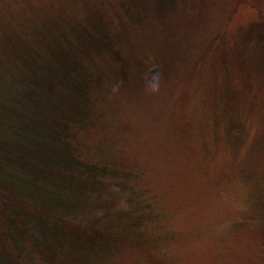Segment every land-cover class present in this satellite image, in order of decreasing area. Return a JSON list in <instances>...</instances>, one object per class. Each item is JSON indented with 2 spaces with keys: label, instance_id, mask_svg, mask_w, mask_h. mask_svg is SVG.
Instances as JSON below:
<instances>
[{
  "label": "rangeland",
  "instance_id": "1",
  "mask_svg": "<svg viewBox=\"0 0 264 264\" xmlns=\"http://www.w3.org/2000/svg\"><path fill=\"white\" fill-rule=\"evenodd\" d=\"M131 1L0 0V35L37 48L45 70L57 71L44 82L52 97L66 72L92 80L87 143L124 174L108 179L105 195L136 223L103 233L97 252L82 251L88 240L80 251L55 242L50 252L17 228L22 261L264 264V221L250 220L262 192L252 173L264 165V0H173L163 13L166 0ZM98 27L111 45L76 54V30L86 40ZM48 41H60L58 53ZM28 75L15 90L34 97L44 87ZM83 218L73 222L91 227Z\"/></svg>",
  "mask_w": 264,
  "mask_h": 264
},
{
  "label": "trees",
  "instance_id": "2",
  "mask_svg": "<svg viewBox=\"0 0 264 264\" xmlns=\"http://www.w3.org/2000/svg\"><path fill=\"white\" fill-rule=\"evenodd\" d=\"M129 3L128 8L123 3L121 7L131 11ZM173 7V0H166L157 9L163 13ZM142 20L140 17L136 22ZM105 31L100 27L87 31L86 40H82L77 29L72 50L76 54L77 51L98 54L100 46L105 48L113 42ZM258 38L263 41L264 32ZM42 46L58 53L61 45L60 41L54 45L48 41ZM17 47L0 35V264H24L22 244L15 235L17 228L23 237L36 246L46 245L50 252L55 242L70 243L80 251L82 241L87 240L82 251H102L107 237L103 233L120 236L116 233L118 230L131 232L136 223L131 214L122 212L105 195L111 181H117L124 174L104 156L95 158L94 146L87 143L93 117L89 95L93 82L86 72L77 71L76 78L72 72H66L60 78V93L52 97L44 82L47 77H56L57 71L45 70L35 54L37 48L34 47L36 52L33 46ZM29 73L37 74L32 84L44 87L34 97L27 92H16L17 81ZM261 141L264 142V137ZM252 178L261 183L262 192L250 220L264 221V165L260 173H252ZM108 179L111 181L107 182ZM99 209L100 215L92 218V211ZM85 216L90 217L91 227L73 222L83 221ZM104 223L107 228L101 230ZM65 225H71V233L64 231ZM88 230L91 234L83 236ZM80 238L86 239L79 241Z\"/></svg>",
  "mask_w": 264,
  "mask_h": 264
}]
</instances>
